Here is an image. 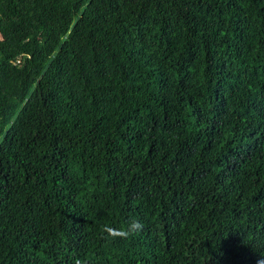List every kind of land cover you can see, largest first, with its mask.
Returning <instances> with one entry per match:
<instances>
[{"label": "trees", "instance_id": "obj_1", "mask_svg": "<svg viewBox=\"0 0 264 264\" xmlns=\"http://www.w3.org/2000/svg\"><path fill=\"white\" fill-rule=\"evenodd\" d=\"M262 255L264 0H0V264Z\"/></svg>", "mask_w": 264, "mask_h": 264}, {"label": "clouds", "instance_id": "obj_2", "mask_svg": "<svg viewBox=\"0 0 264 264\" xmlns=\"http://www.w3.org/2000/svg\"><path fill=\"white\" fill-rule=\"evenodd\" d=\"M143 229L144 224L138 219H133L128 222L126 227L116 229L106 225L102 231L106 235V238L127 239L140 233ZM257 264H264V255H262V258L257 260Z\"/></svg>", "mask_w": 264, "mask_h": 264}]
</instances>
